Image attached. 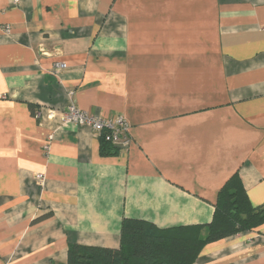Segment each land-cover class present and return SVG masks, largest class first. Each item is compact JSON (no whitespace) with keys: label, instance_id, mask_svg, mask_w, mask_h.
Masks as SVG:
<instances>
[{"label":"crops","instance_id":"crops-1","mask_svg":"<svg viewBox=\"0 0 264 264\" xmlns=\"http://www.w3.org/2000/svg\"><path fill=\"white\" fill-rule=\"evenodd\" d=\"M70 104L128 145L61 126ZM234 173L264 206V0H0V264L117 249L124 219L206 225ZM194 264H264V225Z\"/></svg>","mask_w":264,"mask_h":264},{"label":"trees","instance_id":"trees-1","mask_svg":"<svg viewBox=\"0 0 264 264\" xmlns=\"http://www.w3.org/2000/svg\"><path fill=\"white\" fill-rule=\"evenodd\" d=\"M105 133V132H104ZM99 135L101 153L118 152ZM264 225V206L251 204L237 173L220 188L210 223L159 229L124 219L117 249L69 245L66 264H194L205 246Z\"/></svg>","mask_w":264,"mask_h":264},{"label":"built area","instance_id":"built-area-1","mask_svg":"<svg viewBox=\"0 0 264 264\" xmlns=\"http://www.w3.org/2000/svg\"><path fill=\"white\" fill-rule=\"evenodd\" d=\"M18 2L19 0H10V3L13 5H16ZM65 68L66 65L64 63H55L51 69V73L58 76ZM72 94V92H68L70 97ZM51 112L48 114L49 117L53 114ZM58 115L61 126H84L89 128L97 137L105 132L103 136L105 142H108L115 148H124L129 143L127 136L128 125L122 118L114 120L101 119L77 109L73 104H70L65 110L60 111ZM38 179L42 182V176H38Z\"/></svg>","mask_w":264,"mask_h":264}]
</instances>
